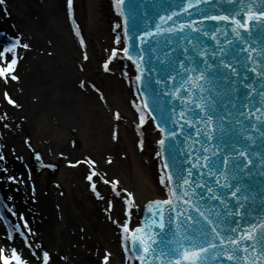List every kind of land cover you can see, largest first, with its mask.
Returning a JSON list of instances; mask_svg holds the SVG:
<instances>
[{
	"label": "bare ground",
	"instance_id": "6f19581e",
	"mask_svg": "<svg viewBox=\"0 0 264 264\" xmlns=\"http://www.w3.org/2000/svg\"><path fill=\"white\" fill-rule=\"evenodd\" d=\"M76 1L83 46L67 21L65 0H3L8 19L0 6L1 29L10 34L15 29L22 40V54L29 56L18 82L0 81V155H5L0 169L6 170L0 171V184L9 186L4 197L23 215L20 221L16 219L17 233L27 237L18 235L13 245H7L28 264H41L44 252L49 254L48 264H124L116 227L123 221L122 198L104 187L105 180L112 176L119 191L131 193V199H126L138 211L148 200L163 196L152 141L157 136L147 127L139 132L134 128L131 88L121 79L124 67L117 58L108 64V71L102 65L115 35L111 1ZM5 92L11 93L16 107L24 106L19 131L13 127L12 113L1 104ZM141 140L143 147L138 149ZM32 153L56 167L54 176L41 173L30 182L26 163ZM73 159L95 165L99 197L89 190L86 178L91 174L85 165L68 168L67 162ZM4 178L5 182L10 178L11 184H4ZM111 201L113 209L107 211ZM136 215L134 210L133 220Z\"/></svg>",
	"mask_w": 264,
	"mask_h": 264
},
{
	"label": "water",
	"instance_id": "95a60500",
	"mask_svg": "<svg viewBox=\"0 0 264 264\" xmlns=\"http://www.w3.org/2000/svg\"><path fill=\"white\" fill-rule=\"evenodd\" d=\"M246 44L247 50H243ZM254 46L260 49L261 59L253 55L248 59V52ZM217 57L207 94L211 109L208 114L216 117L221 126L214 137V143L222 147L218 171H221L222 159L226 157V167L222 171L232 175L228 191L239 186L242 192L239 195L252 194L257 208H261L264 195V119H257V114L264 102V30H256L251 37L242 33L241 38L233 42L232 49L223 53L222 58ZM239 150H244L246 155H239ZM32 164L34 172L38 173L41 166Z\"/></svg>",
	"mask_w": 264,
	"mask_h": 264
},
{
	"label": "snow or ice",
	"instance_id": "6c2138e0",
	"mask_svg": "<svg viewBox=\"0 0 264 264\" xmlns=\"http://www.w3.org/2000/svg\"><path fill=\"white\" fill-rule=\"evenodd\" d=\"M0 3H3V0H0ZM117 5L122 3V0H116ZM68 6H69V10L71 11L72 8V0H68ZM255 15H260V16H264V12H260V13H253V12H249L248 14V18L252 19L253 16ZM216 19H221V17H216ZM223 19H229V17H223ZM237 24H240V21L237 20L236 21ZM246 26V25H245ZM171 30V29H170ZM239 34V33H237ZM77 35H79V31H77ZM150 35V33L148 34ZM117 41L119 42V38H117ZM81 43H83V39L81 38ZM16 45L13 44L10 48H6L4 49L3 52H0V57H4L6 60V66H0V77H4L5 79H8L9 74L14 72V67L17 64V60L15 57L11 58L10 61H8V58L5 56V53L7 52H12L15 49ZM24 47H28V45H24ZM124 54L129 56V59H131L132 57L129 55V49L125 48L123 49ZM115 50L113 51V56H115ZM85 59H87V56H85ZM105 69L108 68V64L105 63L104 65ZM229 67H231V65H229ZM12 79H17L18 77H16L15 75L11 76ZM201 78L203 79V75L201 76ZM140 77L137 76V80H139ZM5 95L7 96V93H5ZM9 101L11 103H15L14 100L11 99V97H8ZM145 107H147V105L145 104ZM116 117L119 118V113H116ZM144 123V117L141 116V124ZM157 127H159V125H157ZM161 131H165L164 129H161ZM174 134V133H173ZM160 143L163 145L164 144V140H161ZM141 147H143V140H141ZM159 155V153H158ZM90 163H95L94 161H90ZM165 168L168 167L167 163H165L164 165ZM93 175H95V171L93 170ZM89 180H92V176L90 175L88 177ZM181 179H183V177H181ZM167 180L171 181L172 180V174L168 173L167 174ZM165 181V177L161 176V183H164ZM184 184H188L189 181L187 179H183ZM118 183V181L116 182ZM116 183L113 184V187L115 188ZM93 189L95 190V184H92ZM209 191H211V189H209ZM170 197L168 200L165 201H155L153 202L155 205H163V204H171L173 202V198L176 197V192L175 189H170ZM97 195L99 196V193L97 192ZM131 193H128V196L131 197ZM233 195H235V193H233ZM151 207V205H150ZM163 220V216L161 215V222H159V226L161 228L164 227V224L162 222ZM27 222H25L26 224ZM153 224L157 223V221H152ZM151 225H148V227H150ZM123 230L125 231V233L132 231L128 228V225L125 224L122 226ZM261 227H264V225H261ZM29 231H31L29 229ZM145 229L143 227H138L134 230L135 233H140V232H144ZM244 237L248 238V239H255V237L252 235V232H246L243 234ZM216 236H220L219 233H216ZM127 239V237H125ZM221 240L223 241V237H220ZM137 239V237L135 235H133V241H135ZM190 239V238H188ZM215 239V237L213 238ZM25 240H27V237H25ZM231 244H235V245H239L240 244V240H229L228 241ZM203 243V242H201ZM141 244H143V253L147 254L150 251H154V249L151 247L150 244L145 243L142 239H141ZM29 247H31V245H29ZM215 249L216 245L214 243L209 242L207 247H198L195 245V243L190 244L188 247H183V245H178L177 249L175 250H170L169 251V255H174L177 257V261L176 264H181L182 261H186L188 262V264H202L203 260L207 259L206 255H202L208 252V249ZM127 251V247L125 249ZM247 246L244 247V251L247 252ZM235 251V249L233 250ZM226 255H228V258L230 260L232 259H236L235 255H233L232 253H225ZM44 257V264H48V260H49V254L48 252H44L43 254ZM262 258H264V252L260 253V255L254 256L253 258H251L249 260V257L245 256L244 260H248L249 264H258V261H260ZM0 259H2L3 264H11V261H15V264H28V262L26 260H24L16 251L15 248L12 249V255L11 257H9L8 255L4 254V250L0 249ZM105 262H107L108 260V256L106 255L104 257ZM140 260H141V264H145V256H140ZM170 264V262H169Z\"/></svg>",
	"mask_w": 264,
	"mask_h": 264
},
{
	"label": "rangeland",
	"instance_id": "374dc122",
	"mask_svg": "<svg viewBox=\"0 0 264 264\" xmlns=\"http://www.w3.org/2000/svg\"><path fill=\"white\" fill-rule=\"evenodd\" d=\"M75 7H76V11L77 13H79L80 11V7H79V3L78 1L75 0ZM29 56H25L22 63H21V72L23 73V71H25V66L27 65L26 63V59L28 58ZM22 73H20V75H22ZM18 88H21V87H18ZM21 90V89H20ZM25 107L26 109H29L30 106L27 104V102H25ZM24 108L23 104L21 105V103L19 104V106H17L16 108H7L8 112L12 113V117L14 119V121L12 122L13 124V127L19 131V126H20V122H21V119H20V112L22 111V109ZM31 121V120H30ZM29 122V120H28ZM30 125L33 123V122H29ZM75 158V157H73ZM112 178V176H108V179L110 180ZM104 206V205H103ZM40 251H43V249L41 248ZM40 251L38 252V254L40 253ZM55 263H58V259L55 257Z\"/></svg>",
	"mask_w": 264,
	"mask_h": 264
}]
</instances>
